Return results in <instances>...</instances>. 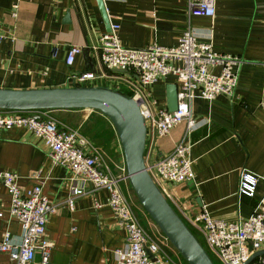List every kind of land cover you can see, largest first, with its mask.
Instances as JSON below:
<instances>
[{
	"label": "crops",
	"instance_id": "0c3cea01",
	"mask_svg": "<svg viewBox=\"0 0 264 264\" xmlns=\"http://www.w3.org/2000/svg\"><path fill=\"white\" fill-rule=\"evenodd\" d=\"M103 2L110 24H119L117 33L125 45L140 47L153 41L173 45L190 26L199 38L210 39L216 50L242 58L231 96H195L192 100V114L201 122L190 133L193 178L163 181L160 186L170 193L168 200L185 220L203 206L214 217L235 220L249 216L264 196V107L259 104L264 98V0H215L212 16L189 13L186 0ZM13 3L17 4L16 16L11 14ZM105 31L96 0H0V86L71 85L70 72L92 70L98 75L85 84L113 86L120 82V88H127L124 79L129 75L106 68L98 58V37ZM69 44L81 46L72 64L65 62ZM174 79L168 75L149 86L163 104L166 84ZM60 110L64 117L77 118L80 124L92 111L102 114L93 108ZM184 132L185 124L174 126L166 135L148 132L145 160L153 161L170 151ZM243 168L258 175L252 195L237 192ZM0 169L15 171L22 187L43 179V192L58 204L79 182L65 166L50 160L48 146L25 126H0ZM120 183L122 190L134 198L128 180ZM107 197L105 189L86 191L74 197L72 209L59 205L46 222L45 236L52 242L48 261L42 262L40 252H36L26 264H107L126 236ZM95 198L99 206L94 205ZM9 199L0 181V241L9 232L18 242L21 226L9 213ZM139 209L142 207H137L138 214ZM168 249L173 256L180 255L170 246ZM0 264L15 262L8 252L0 250Z\"/></svg>",
	"mask_w": 264,
	"mask_h": 264
},
{
	"label": "built area",
	"instance_id": "2783aa9c",
	"mask_svg": "<svg viewBox=\"0 0 264 264\" xmlns=\"http://www.w3.org/2000/svg\"><path fill=\"white\" fill-rule=\"evenodd\" d=\"M17 4H12L11 14L17 15ZM189 13L215 14V0H186ZM118 23L98 37L96 50L100 62L110 69L121 68L129 76L124 79L131 90L130 96L138 104L144 116L147 133L166 135L174 125L185 120L184 137L167 153L153 161H146V168L159 185L162 193H170L161 183L184 182L193 178L191 131L201 122L192 114L195 96L211 99L217 94L231 96L238 80V68L242 58L214 48L210 39H201L190 26L185 28L176 44L163 45L153 41L145 46L123 44L118 36ZM81 46L69 44L65 62L72 64ZM56 52L54 50L53 54ZM214 68H217L216 70ZM92 70L72 71L68 75L71 85H84L97 77ZM172 75L177 88V107L169 110L152 94L149 86ZM135 76V77H134ZM120 82L109 85L120 88ZM259 104L264 107V98ZM51 108L7 109L0 108V126H25L48 146V156L53 163L65 166L79 179L72 185L70 195L63 203H54L43 192V179L38 178L29 187L18 183V174L9 169H0V181L9 193V213L21 226L18 242L5 232L0 241V250L9 253L15 264H26L40 252L41 261L47 262L52 242L45 236L46 222L59 205L69 209L74 206V197L86 191L105 189L107 204L116 221L125 228L124 242L115 247L107 264H187L181 255L173 256L170 246L152 235L140 221L137 199L125 193L120 182L127 180L125 167L114 173L102 150L77 126L54 114ZM258 175L243 168L240 172L238 194L252 195ZM101 203L96 198L94 205ZM3 215L0 200V217ZM184 221L193 232L202 238V244L212 259L220 264H244L256 251L262 250L246 264H264V196L245 218L228 220L212 216L203 206ZM151 252L154 259L148 254ZM172 252V251H171Z\"/></svg>",
	"mask_w": 264,
	"mask_h": 264
},
{
	"label": "water",
	"instance_id": "95a60500",
	"mask_svg": "<svg viewBox=\"0 0 264 264\" xmlns=\"http://www.w3.org/2000/svg\"><path fill=\"white\" fill-rule=\"evenodd\" d=\"M107 30L111 24L103 0H96ZM69 19V13L65 14ZM90 62L92 57L88 56ZM93 68V67H92ZM117 70L123 71L118 68ZM166 107H177L175 82L166 84ZM0 108H93L107 116L118 137L128 183L140 206L189 264H215L209 252L162 193L145 164L146 124L136 101L105 84L14 88L0 86ZM148 254L154 259L151 252ZM263 252H254L252 257Z\"/></svg>",
	"mask_w": 264,
	"mask_h": 264
},
{
	"label": "rangeland",
	"instance_id": "374dc122",
	"mask_svg": "<svg viewBox=\"0 0 264 264\" xmlns=\"http://www.w3.org/2000/svg\"><path fill=\"white\" fill-rule=\"evenodd\" d=\"M123 89H127V91H130V89L126 87H124ZM53 112L55 115L59 114L61 117L66 118L63 116L60 109H55ZM66 120L72 122V124L77 126L102 150L105 159L107 160L114 173H118L121 171L119 166H124L122 148L120 146L115 129L107 116L92 111V113L87 115L82 124H80L81 122L77 118H66ZM180 124L184 125L185 120L180 121L176 125ZM139 216L140 221L148 230V232L154 235V237L169 243L167 238L143 208L139 209ZM201 241L203 242L202 238ZM216 262L217 264H220L218 261Z\"/></svg>",
	"mask_w": 264,
	"mask_h": 264
},
{
	"label": "trees",
	"instance_id": "16d2710c",
	"mask_svg": "<svg viewBox=\"0 0 264 264\" xmlns=\"http://www.w3.org/2000/svg\"><path fill=\"white\" fill-rule=\"evenodd\" d=\"M84 85H93V84H85L84 83ZM119 90H121L122 92H124V93H127V94H131V90L130 91H124L122 88H119ZM102 115V114H101ZM99 117V116H98ZM194 234L196 235V233L194 232ZM197 237H198V235H196ZM199 238V237H198ZM199 240H200V238H199ZM201 241V240H200ZM202 242V241H201ZM180 254V253H179ZM184 259V258H183ZM185 260V259H184ZM186 261V260H185ZM214 261V260H213ZM215 262V261H214ZM186 263L187 264H189L187 261H186ZM216 264V263H215Z\"/></svg>",
	"mask_w": 264,
	"mask_h": 264
}]
</instances>
